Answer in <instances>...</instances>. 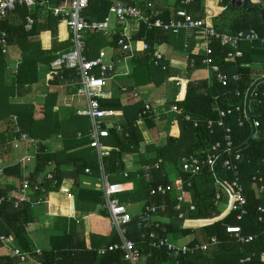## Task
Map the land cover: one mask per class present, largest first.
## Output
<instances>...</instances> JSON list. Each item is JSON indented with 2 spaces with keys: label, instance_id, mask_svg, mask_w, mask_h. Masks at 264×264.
I'll list each match as a JSON object with an SVG mask.
<instances>
[{
  "label": "trees",
  "instance_id": "obj_1",
  "mask_svg": "<svg viewBox=\"0 0 264 264\" xmlns=\"http://www.w3.org/2000/svg\"><path fill=\"white\" fill-rule=\"evenodd\" d=\"M40 1V0H38ZM47 2L61 3L62 0H46ZM130 5L137 4L146 11L147 4L150 3L156 8L158 0H123ZM184 0H173V4L162 10L159 16L163 22H168L178 8L186 9L196 19H208L209 23L218 31L235 34L244 30H255L259 35H264V21L254 13H246L240 8H231L230 0H219L218 5L221 12L217 16L210 13L206 0H190L188 4H182ZM109 3L107 0H90L84 16L87 20H103L108 14ZM209 11V12H208ZM264 12V3L262 6ZM33 20L30 30H25L26 17ZM59 17L53 16L50 12L42 14L38 6L29 10L25 5L17 4L14 10L7 14L6 18L0 21V29L7 33L8 45L18 47L21 52V61L17 66L14 75L16 86H30L37 83L39 64L49 65L54 60L57 52H64L70 48L68 43H58L56 27ZM153 20V19H151ZM42 31H50L52 36V47L49 51L40 48L37 37ZM192 34L199 35L196 30ZM172 33L161 28L148 30L143 24L140 25L138 32L134 35L137 41L138 52L134 60L133 84L134 86H144L154 84L161 86L172 77L169 68L161 71L150 64L148 56L141 49L142 43H146L150 50L161 47L162 45H173ZM101 36H90L87 38L88 58H94L102 43ZM109 45L117 49L115 37ZM210 54L196 50L190 45L184 49L187 56L186 76L181 79L179 96L172 102L182 108V114L189 115L192 120L197 121V127H193L192 122H186L182 117H178L175 126L171 129L175 134H169L165 146L156 149V158L152 160L142 156L141 162L152 163L157 159H162L161 172L168 163H176L179 156L188 155L200 149L210 147L214 143L225 145V136L228 135L232 145L242 156L239 164V183L243 188V195L246 198V215L240 220L236 219V211L220 212L216 205L215 195L221 192L214 183V176L221 180L225 185H229L232 178L230 171L221 167V163L226 158L224 154L217 162L214 173L208 167H204L200 173L193 178L184 177V182L190 181V188L185 189L190 194V202L180 204L176 209L177 200L174 191L161 195H149V189L157 184H166L167 178L161 177V172L153 173L152 182L143 179H135L133 173L127 179L122 177L124 171L123 156L127 153H139L142 143V135L137 126V113L141 110V105L123 107L120 100L115 95L107 99H99L101 109L121 110L124 114L122 131L116 132L114 128L109 129V137L103 140V144L110 148L108 155L102 158L104 172L109 176L111 182L133 181L134 188L126 192L124 197L119 198L124 204L134 202H145L156 208L155 217L157 222L150 226L137 229V225L128 227L127 237L134 241L141 249V256L145 257V264H239L245 257H251L249 264H264V232L256 219V208L264 206V192L258 195L257 186H264V98L260 103L252 98L250 102V113L254 120L261 123L256 128V133L250 144L245 149H240L250 136L251 127L242 117L241 111H236V107L241 110L244 104V97L248 88L255 81L256 75H264V70L258 71L255 68L257 62H264V45L254 43L246 44L242 50L240 58L233 62H225L227 53L231 49L222 46L214 40L209 45ZM121 56H125L126 52ZM0 53V60L2 59ZM209 59L212 65L219 68V71L226 75L227 84L222 86L211 75L210 80L190 81V74L203 68L202 60ZM191 62L193 65L191 66ZM163 64L168 65L167 61ZM1 65V62H0ZM168 67V66H167ZM2 67L0 66V71ZM2 73V71L0 72ZM233 75H238L239 79H231ZM62 78L69 80V72L57 73L56 79ZM178 78H171L176 81ZM256 90H262V84L257 85ZM75 89L70 88L69 93L74 94ZM238 93V95H237ZM7 95V94H6ZM52 98V96H48ZM52 105L55 103L53 99ZM50 100L46 107L50 106ZM46 107L42 106L41 112L34 111L30 106L15 108L9 107L8 115L15 117L16 120L8 118L7 125L14 131L16 126L29 136L38 140V151L36 154L35 167L28 176L30 182H35L43 178L46 171V164L53 162L56 165L55 180L56 184L52 187L49 182L40 184L41 189L32 192L29 196L21 197L18 189L22 182L21 165L15 164L3 170L5 176L15 178L16 184L0 187V195H9L10 199L0 205V247L2 239H13L18 247L25 252L32 248L30 243V227L36 221L32 205L40 199H45L50 191H57L60 182L65 178H70L77 188V198L75 209L87 211L88 214H95L96 208L102 206L103 197L100 191L86 190L79 186L81 175L85 168H89L91 176L99 175V166L96 151L88 146V129L90 126L87 117L75 114V111L59 108L55 110L48 128L40 122L44 120ZM227 110L231 108V114L222 118V126H217L220 119L218 112L214 110ZM38 114L41 116L39 117ZM57 118L58 120H55ZM164 118V117H163ZM39 120V121H38ZM239 120L243 121L239 126ZM208 121H212L211 127L207 126ZM148 128H153V120L145 119ZM49 123V122H48ZM229 130V132H227ZM60 134L61 148L56 151L49 149L48 140ZM80 134L81 137L77 135ZM70 169L65 172L62 167ZM259 171V172H258ZM258 172V173H256ZM166 175V174H164ZM253 176L261 177L262 183L254 182ZM187 179V180H186ZM66 188H63V192ZM222 194V193H221ZM223 195V194H222ZM224 195L222 200H224ZM15 203L17 205L15 206ZM194 209L190 210L189 206ZM104 218V225L107 228L106 234H91L89 247L85 240L77 233H62L53 235L48 240V248L41 252L39 256L32 255L40 264H126L122 261L120 251H109V245L118 242L114 227L111 225L110 218L104 209L97 213ZM39 215V214H38ZM182 215L181 217H179ZM44 225L47 222L42 218ZM155 223L158 227H155ZM239 226L242 236L255 235L256 239L252 242L241 245L237 240L225 232V226ZM155 232L159 237H166L175 233H180L183 237L192 236V243H206L211 237H215L217 244L210 246L204 252H196L193 255L180 256L178 258L168 257L163 250L150 248L147 245L139 244L140 234ZM103 247V248H102ZM102 248V249H100ZM16 257L0 256V264H18Z\"/></svg>",
  "mask_w": 264,
  "mask_h": 264
},
{
  "label": "built area",
  "instance_id": "obj_2",
  "mask_svg": "<svg viewBox=\"0 0 264 264\" xmlns=\"http://www.w3.org/2000/svg\"><path fill=\"white\" fill-rule=\"evenodd\" d=\"M63 6H54L48 4L44 0H0V21L4 20L8 13L12 12L17 4L25 5L26 8L31 9L35 6L46 8L57 17H61V22L65 25L70 41V48L64 52H57L54 60L49 64L50 69L54 72L60 73L63 71L69 72V88H74V96L83 98L85 106L83 108L76 109V115L87 117L90 121V127L88 129V137L90 148L96 151L99 165V191L103 197L102 208L107 212L111 225L118 233L121 242L118 244H112L107 247V250H120L122 251V258L128 264H138L140 259L139 249L134 242L125 238L126 227L131 222L132 218L127 208L122 205L116 195L126 191V184L115 183L109 180V176L104 172L102 166V158L108 155L109 148L103 144V140L109 137V129H115V123L110 122L109 119L119 114L115 110L101 109L98 100L107 99L109 97V89L115 82V77L126 76L129 73L128 61L134 56L136 50V41L133 38V30L135 25L144 24L147 29L161 28L164 31L171 32L176 35L182 30H196L200 43L196 45L198 50L204 51L210 54L209 45L212 41H218L222 46H227L231 49L227 53L225 61H232L240 55L239 47L243 43L253 44L258 43L264 45V35H259L255 30L239 31L235 34H229L226 32H218L211 24L207 22V19H196L186 9L178 8L174 11V17L168 22L160 20L159 16L162 14L161 10L154 9L153 5L148 3L147 8L150 10L148 15L139 8L129 5L123 0H107L109 3L108 14L103 20H87L84 16V12L89 5L90 0H62ZM190 0H184L181 3L187 4ZM152 17V18H151ZM153 19V20H150ZM33 25L31 17H26L25 30H30ZM117 34V46L121 51L126 52V56L119 58L115 61V53L107 54L103 50L99 51L94 58H88L87 51V38L89 36H101L105 38L115 37ZM141 49L149 56L150 63L162 71L167 69V66L163 64L164 55L160 50V47H156L150 50L146 43H142ZM8 50L7 33L0 29V53L6 55ZM193 62H191V66ZM202 65H204L211 74L214 75L215 80L225 86L227 84V77L219 71V68L210 63V60L203 59ZM117 66L123 67V72L118 71ZM262 90L258 91L256 88L251 94V99L254 98L257 103L264 98V75ZM232 80L239 79L238 75H233ZM260 84V83H259ZM258 84V85H259ZM176 86L181 85V81L175 82ZM122 92H127L126 88H121ZM238 95V93H237ZM134 98L137 97V93H132ZM250 99V101H251ZM218 112L219 120L217 126H222V118L232 113V109L219 110L214 108ZM236 111H241L242 117L247 121L244 108L236 107ZM169 113L176 115H182V110L177 105L170 107ZM163 112L162 114L168 113ZM161 112L155 111L150 104H144L143 108L138 113V118L145 116L160 117ZM183 119L186 122H192L193 127H197V121L192 120L189 115H183ZM212 121H208L207 126L211 127ZM243 121L239 120V126H242ZM253 128H259L261 126L260 121L253 119ZM229 132V130H227ZM19 140L30 144L36 145L34 139L30 138L26 133L19 134ZM224 154L226 158L221 163V167L226 171L231 172V180L229 185H225L220 179L214 176V183L221 192H217L215 195L216 205L220 212L236 211V219L240 220L245 216L247 211L244 208L246 205V198L243 195V188L239 183V164L242 162V156L239 154L238 149H235L228 135L225 136V145L222 146L219 142L212 144L210 147L200 149L197 153H191L183 157L181 160V172L190 179L196 176L204 167H208L211 172L214 173L215 166ZM31 157H24L19 161L20 165L25 166L30 162ZM33 159V157H32ZM161 161L158 160L151 165H143L141 170L135 172V177L150 179V171L158 170L160 168ZM264 165V162H261ZM264 172V169H262ZM259 172V171H258ZM256 172V173H258ZM84 173L91 174L89 168H85ZM124 178H128V173L123 174ZM45 180H51L56 184L51 172L44 176ZM254 182L262 183L261 177L253 176ZM191 186V182L179 180V184L176 187V209H179L180 204L185 201V192L187 188ZM39 182H30L28 178H24L21 182V186L18 189V194L21 197L26 196L29 192H36L40 190ZM172 190L171 185H158L150 189V195L161 194L164 195ZM258 195H262L264 192V186L259 185L256 188ZM224 195V200L222 197ZM9 195H0V205L9 200ZM17 203H15V206ZM190 210L194 209L193 205L189 206ZM156 208L153 206H145L143 210V216L149 217L155 214ZM180 215L179 217H181ZM256 219L262 227L264 232V206H258L256 208ZM158 227V224H155ZM225 232L230 236H233L237 242L241 245H246L256 239L255 235L242 236L241 228L239 226H225ZM141 238H148L150 245L158 250H163L168 257L178 258L185 255H193L196 252H204L210 246L217 244L215 237H211L206 243H187V244H174L165 237H159L154 232H150L147 235L142 234ZM40 255V252H36ZM13 255L18 258L20 262H25L30 259L31 252L22 251L16 247L13 250ZM251 257L242 258L239 264H249Z\"/></svg>",
  "mask_w": 264,
  "mask_h": 264
},
{
  "label": "crops",
  "instance_id": "obj_3",
  "mask_svg": "<svg viewBox=\"0 0 264 264\" xmlns=\"http://www.w3.org/2000/svg\"><path fill=\"white\" fill-rule=\"evenodd\" d=\"M205 2L208 4L207 6L210 10V13L214 17L217 16L222 11L218 5L219 0H206ZM47 3L50 5H54V6H63L64 1L61 2L60 4L56 3L55 1L51 3L50 2H47ZM172 4H173V0H158V2L156 3L158 8H156L155 6L153 7L154 9H157V10L159 9L162 12L164 8H167L168 6H171ZM132 6H135L139 8L140 10H142L140 8L141 6H138L137 4L132 5ZM38 7L40 8L41 13L43 15L46 14V12H50L46 8H43L40 6ZM145 9L147 12L143 10L142 11L148 15L150 10L147 7ZM50 14L53 15L52 13ZM173 17L171 19H173ZM60 18L61 17H59L58 24L56 27L57 41L58 43H61V44L62 43L70 44L68 31L65 25L61 22ZM207 22L209 23L208 19H207ZM141 24L137 26L135 25L133 33H132L133 38H134V35L138 32ZM191 31L193 30H182L176 35L172 34L173 35L172 38L174 41L173 45L171 46L162 45L160 47V50L162 51L164 55L163 61L168 62V65L166 66H168L167 69L169 68L170 75H172L171 78L173 77L178 78L177 80L179 81H181L182 78L184 79V77L186 76L187 56H186L184 49H186L187 46L191 45L196 51L198 50L196 48V45L200 43L199 39L197 38L198 36L197 35L194 36ZM112 38L113 37H110V38L103 37V39H99V42L102 43V47L99 48V51L103 50L107 54H110L112 52L115 53V61H116L119 58L125 57L126 55L121 56L122 52L119 51V48L117 46V39H118L117 34L115 35V42H116L117 49H114L109 45V43L112 41ZM37 40L39 42L41 50L49 51L51 49L52 36H51L50 31H42L37 37ZM246 44L248 43H243L240 45L239 47L240 55L236 57L235 59L241 57L242 50L246 48ZM248 45H252V44H248ZM106 49L110 50L109 53L106 51ZM137 50H138V46L136 43V50L134 52V56L131 60L127 62L129 73L126 76L121 75V76L115 77V82L109 89H107L109 91L108 98L115 95L116 97L119 98L120 103L123 107H131V106H135L139 104L143 108L144 104H150L151 107L155 111L161 112V114L166 111L168 112L170 110V107L172 105H175V104H172V102L179 96L180 94L179 90H180L182 83L181 85L176 86L175 82L177 80L173 81L171 80V78H169L170 80L167 79L165 83H163L161 86H158V87L155 86L154 84H148V85L137 86V87L134 86L132 74H133V68H134V60L137 57L136 56L138 52ZM2 57H3L2 58L3 60H0L1 62L0 66L2 67V70H1L2 73H0V187H5L11 184H16V180L15 178L11 176L9 177L5 176L3 173V170L6 167H9L15 164H20L19 161L23 159L24 157L28 156V157H31L30 162L25 166V168L21 166L22 178L23 179L28 178V176L30 175V173H32L35 167V164H36L35 157L38 151V140L37 139L29 136L26 133L30 138L35 140L36 145L32 146L23 141L21 142L19 140V134L25 133V132L21 131L17 126L14 131H11V128H8L7 121H8V118L11 117L10 115H8V112H7L9 111V107L11 105L15 108H21L23 106H30L34 108V111H36L37 113V112H41L42 106L46 107L48 105V104H45V102L48 103L50 99H53L55 103L52 105V101L50 100L51 105L46 107L45 114L42 115L44 117V120L41 119L40 121L45 124L44 128H48L51 118H53L55 110H58L59 108L66 109L67 111L69 109H72L75 111V114H76V109L83 108L85 106V102L83 98H78L74 96L73 94L69 93V90H70L69 85H68L69 81L64 80L62 78L56 79L57 72H54L53 70H51L49 65H44V64L38 65L37 83L30 85V86H16L14 84V75L16 73L17 66L20 63L21 58H22L21 52L18 49V47L13 46V45H8L7 53L6 55H2ZM148 59H149V56H148ZM234 60L225 61V62H233ZM255 68L258 71L264 70V62L262 63L257 62L255 65ZM117 69L118 71L123 72L122 66H119V67L117 66ZM211 75H212L211 72L203 65L202 69L195 70L190 74L189 80L190 81L210 80ZM261 76L256 75L255 80L260 79ZM121 88H126L127 92L125 93L122 92ZM132 93H137V97L134 98L132 96ZM48 96H52V98H48ZM148 98H151V99H148ZM165 101H167V103ZM249 107H250V104H249ZM179 108L182 110L181 107ZM214 108H217V107H214ZM243 108L245 110L244 104H243ZM115 111H117L119 114H116L114 117H111L109 121L110 122L112 121L115 123L116 132H121L122 131L121 125L124 122L125 117L121 110H115ZM249 112H250V108H249ZM138 113H137V123L139 121L143 122V124L149 130L150 133L148 134V136L147 135L145 136L146 142L141 143V149L139 153L124 154L123 156L124 171L122 173V177L125 172L128 173V177H129V174L131 173L135 175V172L141 170L143 165H151L154 162L160 160L161 161L160 168L158 170L150 171L151 177L149 180H146L144 178L135 177V179H143L146 182L150 183L152 182L153 173L161 172L163 161L162 159H157L156 161L152 163L143 164L141 162L142 156H145L146 159H149V160L156 158V149L162 148L163 146H165L166 140L168 139L169 134H175V131L171 129V127L176 125L178 117H182L183 119V115L185 114L176 115V114L168 112V113L160 115V117L145 116L143 118H138ZM38 116L41 117L39 114ZM11 119L12 121L16 120L14 116L11 117ZM145 119L153 120L155 127L151 129L148 128V126L146 125V122H144ZM55 120H58V119L55 118ZM77 136L81 137L80 134H78ZM48 145L51 151L59 150L61 148L60 134L53 135L48 140ZM198 151L199 150L193 153H197ZM185 156L187 155L179 156L176 163L174 164L168 163L164 166V169H162L163 171L161 172L162 173L161 177L167 178L168 183L157 184L156 186L171 185L172 189H176L177 184H179V180L184 181V177L186 178L187 175L181 172V160ZM97 160H98V157H97ZM62 170H65V172H68L67 170H70V169H67L64 166L62 167ZM55 171H56V165L53 162H48L46 164V171H45L44 176L47 173L51 172L53 175V179L55 180L54 178ZM44 176L43 178H39L35 182H39L40 184H42V182L43 183L49 182L51 186L53 187L55 183L51 180L50 181L45 180ZM98 176L93 177L91 176V174L87 175L84 173L83 175H81L79 186L86 190L99 191ZM124 179H127V178H124ZM115 183L126 184V191L121 192L116 195V198L120 202L119 198L124 197L125 196L124 194L126 192H130L133 190L134 182L130 180V181H125V182H115ZM64 187L66 188L65 192H63ZM149 192H150V189H149ZM30 193L32 192H29L26 196H29ZM76 193H77V188L74 186L73 181L70 178H65L60 182L57 191L48 192L45 195L46 196L45 199L42 198L36 204L32 205L34 214H36V221L34 225L30 227L29 238H30V243H31L32 248L29 252H31V255H30L29 260L25 262L19 261L18 264H40L38 260H36L32 255L34 254V255L39 256V254H37L36 252H40L41 254L42 251L46 250L48 248V240L53 235H60L62 233L74 232V233L79 234L85 240L86 245L89 247L91 234H106L107 228L104 225V218L97 214L100 211V209H103L102 206H99L96 208L95 214H88L87 211L76 210L75 209L76 198H77ZM174 193L176 195L177 191H174ZM187 202L188 203L190 202V194L186 191L184 203H187ZM136 203L138 202L124 204V206L128 208L132 206V204H136ZM141 203L142 205L138 212L132 215L131 213H129L132 218L131 221L140 219V222L132 224V225H137V229L150 226L152 223L157 222V219L154 216L155 214H152L149 217L143 216L144 207L147 206L148 204H145V202H141ZM42 218L47 222L46 225L42 223L41 221ZM129 226L131 225L128 224L126 227L125 238L127 240L132 241L131 239L127 237V234H128L127 229ZM149 233L150 232L148 233L143 232L140 234L141 242L139 244L147 245L148 247L153 248L150 245L151 242L148 238H141L142 234L147 235ZM116 235L118 237V242H116L115 244H118L121 242V239L117 232H116ZM170 236H173L174 240H178L179 238H184L183 236H181L180 233H175L173 235L166 236L165 238L169 240ZM188 237H191V239L184 243H175V241L174 242L170 240L169 241L177 245L187 244L192 240V236H188ZM2 244H3L2 247H0V256L15 257L13 255V250L16 247H18L16 242L13 239H2ZM134 244L136 245L135 242ZM136 247L139 249V252H140V259H139L138 264H145V257L141 256V249L137 245ZM115 251H120V250H115ZM120 252L122 253V251ZM122 261H124L123 258H122ZM124 262L128 264L126 261Z\"/></svg>",
  "mask_w": 264,
  "mask_h": 264
},
{
  "label": "water",
  "instance_id": "obj_4",
  "mask_svg": "<svg viewBox=\"0 0 264 264\" xmlns=\"http://www.w3.org/2000/svg\"><path fill=\"white\" fill-rule=\"evenodd\" d=\"M263 3H264V0H230L231 8L233 9L240 8L242 9V11L246 13L257 14L264 21V12L262 11ZM262 80H263L262 78L255 80L253 84L248 88L245 98H244L245 114H246L248 123L251 127V133L247 141L243 145H241L240 149H245L250 144V142L252 141L256 133V130L253 128V125H252L253 117L250 114L248 107L250 104L251 94L253 90L257 87L259 83L262 82ZM138 222H140V219L131 221L129 225H132Z\"/></svg>",
  "mask_w": 264,
  "mask_h": 264
},
{
  "label": "rangeland",
  "instance_id": "obj_5",
  "mask_svg": "<svg viewBox=\"0 0 264 264\" xmlns=\"http://www.w3.org/2000/svg\"><path fill=\"white\" fill-rule=\"evenodd\" d=\"M106 51L109 53L110 50L106 49ZM153 97V96H152ZM155 97V96H154ZM148 99H151V98H148ZM151 101V100H150ZM167 103V101H165ZM137 126H138V129H139V132L140 134L142 135V143H145L146 139H145V136L150 133L149 130L145 127V125L143 124V122L139 121L137 123ZM142 203L141 202H138L136 204H132V206L128 207L127 208V211L129 213L134 214L136 212L139 211L140 207H141ZM152 219V218H151ZM191 239V237H184V238H179L178 240H174L173 236H170L169 237V240L170 241H175V243H184V242H187ZM177 241V242H176Z\"/></svg>",
  "mask_w": 264,
  "mask_h": 264
}]
</instances>
